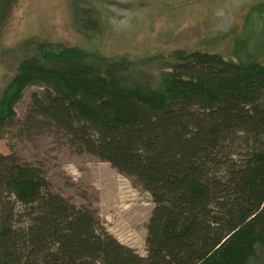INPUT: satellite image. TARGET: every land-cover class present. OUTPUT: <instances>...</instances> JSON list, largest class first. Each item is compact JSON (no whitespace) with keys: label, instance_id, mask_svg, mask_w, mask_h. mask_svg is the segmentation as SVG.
<instances>
[{"label":"trees","instance_id":"1","mask_svg":"<svg viewBox=\"0 0 264 264\" xmlns=\"http://www.w3.org/2000/svg\"><path fill=\"white\" fill-rule=\"evenodd\" d=\"M99 31L91 0H71ZM263 33L264 0L254 6ZM0 96V138L49 129L148 191L147 253L57 192L41 166L0 151V264H251L264 256V62L169 52L158 73L126 55L31 37ZM146 61V62H145ZM27 113L16 105L25 91Z\"/></svg>","mask_w":264,"mask_h":264},{"label":"rangeland","instance_id":"2","mask_svg":"<svg viewBox=\"0 0 264 264\" xmlns=\"http://www.w3.org/2000/svg\"><path fill=\"white\" fill-rule=\"evenodd\" d=\"M263 0H91L100 30L82 33L74 22L71 0H0V96L6 79L26 55L23 41L35 37L108 56L126 55L158 73L169 52H220L236 59L235 45L247 42L264 62L263 33L254 6ZM145 61V62H146ZM28 88L16 105L18 118L27 113ZM0 151L16 153L41 166L53 188L78 207L95 212L101 224L139 254L147 253V224L154 208L151 194L108 161L76 152L52 129L20 133L5 129ZM251 264H264V256Z\"/></svg>","mask_w":264,"mask_h":264}]
</instances>
